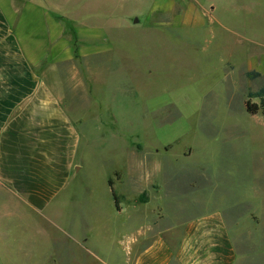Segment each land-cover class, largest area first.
Returning <instances> with one entry per match:
<instances>
[{"label": "rangeland", "instance_id": "374dc122", "mask_svg": "<svg viewBox=\"0 0 264 264\" xmlns=\"http://www.w3.org/2000/svg\"><path fill=\"white\" fill-rule=\"evenodd\" d=\"M54 2L89 26L110 27L117 56L107 72L90 73L82 62L63 65L56 81L45 74L60 93L92 95L81 115L78 174L67 187L79 193L73 203L64 195L61 208L69 236L38 217H17L0 264H121L148 222L165 225L179 217L173 211L186 217L207 207L234 215L231 234L248 249L238 248L235 264H264V109L245 108L246 101L259 102L249 93L264 84V75L242 72L264 73V0ZM155 7L196 10L202 23L151 17ZM204 9L212 12L201 14ZM135 169L141 179L132 188ZM158 171L177 190L174 197L160 194L162 180L152 177ZM122 175L126 193L115 185V204L107 180Z\"/></svg>", "mask_w": 264, "mask_h": 264}, {"label": "crops", "instance_id": "0c3cea01", "mask_svg": "<svg viewBox=\"0 0 264 264\" xmlns=\"http://www.w3.org/2000/svg\"><path fill=\"white\" fill-rule=\"evenodd\" d=\"M54 4V0H0V250L9 249L6 243L9 246L14 238L15 218L34 216L61 227L64 195L73 203L79 193L73 184L67 187L78 174L80 123L85 120L81 115L89 108L92 95L60 93L45 74L51 72L56 81L63 65L75 67L82 62L90 73L100 67L107 72L117 56V47L108 38L110 27L89 26L84 16L75 19ZM207 9L201 14L210 15L212 11ZM195 12L189 9L177 14L162 8L150 14L154 18L183 16L190 20L187 23L194 18L201 25ZM228 65L227 72L234 74L233 65ZM248 70L264 75L253 67L242 72ZM59 77L63 81L61 74ZM80 99H86L87 105ZM134 173L129 184L135 188L141 176ZM152 177L162 180L160 194L174 197L178 193L160 171ZM124 180L122 175L107 182L111 181L113 190L120 186L124 197L121 187L128 182ZM113 200L116 204L117 196ZM229 205L233 209V203ZM117 209L121 212L122 207L117 205ZM183 212L173 211L174 217L181 218L172 223L148 222L141 238L135 240L136 246L121 256V264H235L238 248L246 247H240L231 234L234 215L220 207H207L203 213L186 217ZM69 234L73 242L74 233Z\"/></svg>", "mask_w": 264, "mask_h": 264}, {"label": "trees", "instance_id": "16d2710c", "mask_svg": "<svg viewBox=\"0 0 264 264\" xmlns=\"http://www.w3.org/2000/svg\"><path fill=\"white\" fill-rule=\"evenodd\" d=\"M252 75H259V73L257 71H253ZM249 95L258 98L259 102H252L250 103L249 101L245 102V108L247 110V112L251 113V114H256L258 111L263 110L264 109V84L259 87V89L253 93H249ZM108 184L111 188V192L113 197L115 198V192L112 188V183L111 181H108Z\"/></svg>", "mask_w": 264, "mask_h": 264}, {"label": "water", "instance_id": "95a60500", "mask_svg": "<svg viewBox=\"0 0 264 264\" xmlns=\"http://www.w3.org/2000/svg\"><path fill=\"white\" fill-rule=\"evenodd\" d=\"M135 22H137V19H135Z\"/></svg>", "mask_w": 264, "mask_h": 264}]
</instances>
